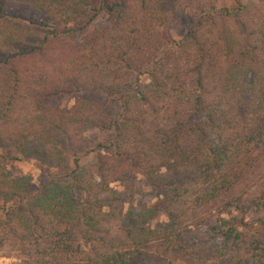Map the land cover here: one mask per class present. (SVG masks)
Here are the masks:
<instances>
[{"label":"trees","instance_id":"obj_1","mask_svg":"<svg viewBox=\"0 0 264 264\" xmlns=\"http://www.w3.org/2000/svg\"><path fill=\"white\" fill-rule=\"evenodd\" d=\"M230 1L0 0V160L36 144L74 165L67 183L32 191L0 164V252L12 264H144L190 227L224 238L218 258L264 264V242L244 247L239 233L264 239V0ZM92 132L112 137L82 169ZM138 177L166 196L122 216L112 185L131 200ZM231 210L238 221L223 219ZM159 213L166 228L151 226Z\"/></svg>","mask_w":264,"mask_h":264},{"label":"rangeland","instance_id":"obj_2","mask_svg":"<svg viewBox=\"0 0 264 264\" xmlns=\"http://www.w3.org/2000/svg\"><path fill=\"white\" fill-rule=\"evenodd\" d=\"M246 6L257 5L260 0H241ZM221 6H229L230 0H220ZM104 22V18H100L96 24ZM185 23L178 24L173 30V37L176 39L182 38L186 33ZM85 32L82 33L84 35ZM89 101L100 103L104 107H108V101L104 99L101 94H94L85 97ZM247 100V96L244 97ZM245 100V101H246ZM49 105L60 109L68 110L73 105V101L68 98H54L49 102ZM119 110V103H114L111 112L115 114ZM112 137L110 133L92 132L89 133L87 138L88 142L86 147L79 151V166L80 168H89L94 164V154L85 155L87 150H90L98 144H107L108 140ZM32 151L30 155L19 162H10L7 157L0 160L1 166L6 170L11 178L20 180L26 187L32 191H40L44 186L50 183L65 184L68 182V175L74 170L73 158L69 155L68 159L66 154L60 152L58 160L52 159L47 155L43 146L32 144ZM4 147H0V154H3ZM117 194H121L125 199L122 201V213L125 215L129 208L138 209L142 205L152 207L157 205L164 199L166 193L155 192L147 184L143 177H138L133 180V198L130 200L127 194L123 192L120 185H112ZM125 194V195H124ZM240 216L231 210L227 215L223 216L225 221L234 219L238 221ZM167 220L159 213L157 218L151 223L153 228H166ZM257 230L239 229L242 237V246H248L253 240L264 242L261 238L263 233L255 232ZM257 233V235H255ZM226 245L224 238L221 236L213 235L210 228L201 227L194 229L190 227L183 234L177 243V248H170L168 253L161 252L156 249H149L144 258V264H230V257L232 253H227L226 256L218 258L220 249ZM14 259L9 257L8 254L0 252V264H12Z\"/></svg>","mask_w":264,"mask_h":264}]
</instances>
